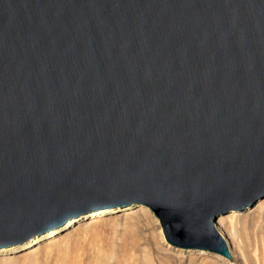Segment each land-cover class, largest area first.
Instances as JSON below:
<instances>
[{
  "label": "water",
  "instance_id": "obj_1",
  "mask_svg": "<svg viewBox=\"0 0 264 264\" xmlns=\"http://www.w3.org/2000/svg\"><path fill=\"white\" fill-rule=\"evenodd\" d=\"M264 197V0H0V249L144 205L232 259Z\"/></svg>",
  "mask_w": 264,
  "mask_h": 264
},
{
  "label": "rangeland",
  "instance_id": "obj_2",
  "mask_svg": "<svg viewBox=\"0 0 264 264\" xmlns=\"http://www.w3.org/2000/svg\"><path fill=\"white\" fill-rule=\"evenodd\" d=\"M256 202L247 212L221 214L227 230L237 228L255 239L261 235L262 245L243 247L241 241L239 250L231 251V260L170 244L153 212L138 205L128 212L81 220L55 239L44 238L15 255L0 256V264H264V197Z\"/></svg>",
  "mask_w": 264,
  "mask_h": 264
},
{
  "label": "bare ground",
  "instance_id": "obj_3",
  "mask_svg": "<svg viewBox=\"0 0 264 264\" xmlns=\"http://www.w3.org/2000/svg\"><path fill=\"white\" fill-rule=\"evenodd\" d=\"M259 204V202H256V204H254L255 206ZM253 205V206H254ZM138 205H131L128 207H120V208H109L106 210H99L96 212H91V213H86L83 214L80 217L74 218V219H70L68 220V222L66 224H64L63 226L57 227L53 230H51L50 232H47L46 235L42 234L39 235L33 239L28 240L27 242L23 243V244H18V245H13L10 246L8 248H1L0 249V256L2 255H7V256H12L17 254L18 252L24 250L25 248H28L34 244L40 243L42 241H44V238L47 239H52V238H57L59 235H61L64 232L69 231L71 228H73V226L80 222L81 220H89V219H95L98 217H103V216H112L115 213L118 212H128L130 210H134L135 208H137ZM252 207V206H251ZM250 209V207H246L245 210H233L230 214H236L238 212H247ZM258 221V220H257ZM255 221V222H257ZM222 226V227H221ZM216 227L218 229V231L223 235V237H225L226 241L228 242L229 248H230V252L234 251L235 248H237V250H239V244L241 241H243V247L246 245L247 246H256V245H262V241L260 240L261 235L258 236V238L255 239V237L251 238V236L245 235L244 233H240V230L237 228H233L234 231L232 230H227L224 224V219H223V215H218L217 216V221H216ZM263 229H261L262 234H264V226H261ZM223 228V230H222ZM225 229V230H224ZM263 230V231H262ZM223 232V233H222ZM232 254V253H231ZM216 264V263H213Z\"/></svg>",
  "mask_w": 264,
  "mask_h": 264
}]
</instances>
